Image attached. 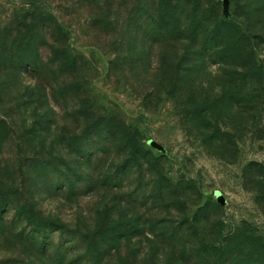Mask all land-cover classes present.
<instances>
[{
	"label": "rangeland",
	"instance_id": "rangeland-1",
	"mask_svg": "<svg viewBox=\"0 0 264 264\" xmlns=\"http://www.w3.org/2000/svg\"><path fill=\"white\" fill-rule=\"evenodd\" d=\"M48 1L77 59L60 96L25 67L33 9L0 0V264H221L237 227L264 244V83L230 103L203 49L127 24L139 0ZM198 5L263 34L264 60V0Z\"/></svg>",
	"mask_w": 264,
	"mask_h": 264
},
{
	"label": "trees",
	"instance_id": "trees-1",
	"mask_svg": "<svg viewBox=\"0 0 264 264\" xmlns=\"http://www.w3.org/2000/svg\"><path fill=\"white\" fill-rule=\"evenodd\" d=\"M152 1L139 0L129 10L126 8L127 24L132 25L137 33L141 32L161 44L186 42L191 47L197 45L203 49L204 58L224 67V74L229 78L231 87L224 89L222 97L227 98L230 103L233 104L237 99L240 105L245 102L241 93L243 86L249 82L254 83V86L264 83V60L261 61L257 57L258 39L262 38L263 34L252 32L251 29L244 30L238 22L239 16L234 14L235 19H228L213 11L205 14L200 11L199 0H193L192 9L189 5L192 0H156L151 5ZM48 2V0L26 2L29 9L33 10L28 11L31 22L26 25L30 34L27 47L31 56L24 62L26 69L43 75L40 83H45L44 87H48L56 96L59 94L58 87L67 82L64 79L59 83L58 78L73 73L77 59L69 54L70 46L66 43L70 34L68 26L53 12ZM20 26L17 30L18 35L22 32ZM39 29L44 47L42 52L35 36ZM40 58L44 61L43 65H39ZM261 190L264 191L263 188ZM248 232H251V229L237 227L231 232V238L235 236L233 239L227 234L216 243L219 247L212 244L215 249H220L221 264H233L230 262L231 256H235L232 261H236V264H264V244H261L263 238L257 240L255 235H245ZM228 243H235L239 248L251 250L249 253L244 251L239 253V249L228 246Z\"/></svg>",
	"mask_w": 264,
	"mask_h": 264
}]
</instances>
